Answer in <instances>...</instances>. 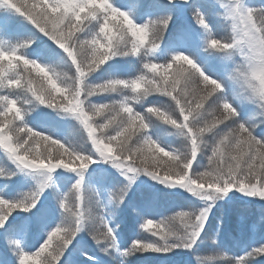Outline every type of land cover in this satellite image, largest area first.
I'll return each mask as SVG.
<instances>
[{"label": "snow or ice", "instance_id": "obj_1", "mask_svg": "<svg viewBox=\"0 0 264 264\" xmlns=\"http://www.w3.org/2000/svg\"><path fill=\"white\" fill-rule=\"evenodd\" d=\"M173 197L192 210L159 211ZM249 198L264 201V4L0 0V264H193ZM246 231L195 264H264V204Z\"/></svg>", "mask_w": 264, "mask_h": 264}, {"label": "trees", "instance_id": "obj_2", "mask_svg": "<svg viewBox=\"0 0 264 264\" xmlns=\"http://www.w3.org/2000/svg\"><path fill=\"white\" fill-rule=\"evenodd\" d=\"M255 4L259 6L260 4H264V0H254ZM223 35V34H222ZM169 142L173 147H180V143L177 138L175 137H169ZM202 163L206 164V158L202 161ZM203 170V169H201ZM186 196H189L190 194H185ZM237 196L240 194L237 193ZM195 198L192 200L186 199L185 197H173L171 198L170 203L162 204L159 211L163 212L165 215H173L174 211L172 209L177 210H192L191 205L193 203ZM254 200L255 202L247 205L241 212L232 211L227 216H225L224 211H220L218 213V216L220 218H223V224H222V233L217 234V232L210 228L208 230L207 235L203 238V243L201 244L200 250L191 257L193 264H195L196 256L200 257H207V256H213L215 254L220 255H227L229 257L234 255V250H230L227 245L230 244L234 238H240L241 236H246V225L252 224L253 222L258 224V217L261 215V204H264V201H259V198H249ZM242 201L237 202V204H242ZM248 216L247 221L239 222H231V220H228L229 217H234L238 221V218L240 216ZM215 224L220 225L221 220L218 219ZM133 229V223L131 219L128 220L127 223L123 225V239L127 240L128 237L132 234ZM90 240V237L88 238ZM215 241V243H213ZM90 250H94L92 246L90 245ZM3 248V246H2ZM97 251V255L104 258L107 262V264H118V261L115 257L107 256L104 253ZM217 256V255H216ZM128 264H138V261L135 257H128L126 258ZM188 260L187 256L177 255L173 258L171 262L174 264H184ZM214 264H225L224 261H215Z\"/></svg>", "mask_w": 264, "mask_h": 264}, {"label": "rangeland", "instance_id": "obj_3", "mask_svg": "<svg viewBox=\"0 0 264 264\" xmlns=\"http://www.w3.org/2000/svg\"><path fill=\"white\" fill-rule=\"evenodd\" d=\"M219 2L220 3H223V2H225V0H219ZM221 34H223V33H221ZM89 194L88 193H86V196H88ZM175 211H185V210H181V209H177V210H175ZM187 211H190V210H187ZM260 218H261V215L258 217V224L260 223ZM228 220H231V222L233 221V222H239L240 223V218H238V221L236 220V218H234V217H229V218H227ZM248 220V216H244V220L243 221H247ZM249 225H251L250 223H249ZM89 238V237H88ZM2 250H3V248H2V245H0V255H3V252H2ZM10 255V254H9ZM218 256V254H215V255H213V256ZM170 264H174L173 262H170Z\"/></svg>", "mask_w": 264, "mask_h": 264}]
</instances>
